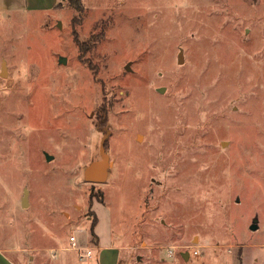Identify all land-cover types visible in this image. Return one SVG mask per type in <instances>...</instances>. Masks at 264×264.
Masks as SVG:
<instances>
[{
	"label": "rangeland",
	"instance_id": "374dc122",
	"mask_svg": "<svg viewBox=\"0 0 264 264\" xmlns=\"http://www.w3.org/2000/svg\"><path fill=\"white\" fill-rule=\"evenodd\" d=\"M81 5L0 9V248L87 264L70 236L86 248L113 231L135 247L126 264L259 256L264 0ZM102 143L108 177L89 183Z\"/></svg>",
	"mask_w": 264,
	"mask_h": 264
},
{
	"label": "crops",
	"instance_id": "0c3cea01",
	"mask_svg": "<svg viewBox=\"0 0 264 264\" xmlns=\"http://www.w3.org/2000/svg\"><path fill=\"white\" fill-rule=\"evenodd\" d=\"M58 0H0V9L7 12H22L27 10L49 13L55 11ZM113 240L101 244L100 238L94 239V245L86 244V247L94 248L93 256L87 264H124L129 261V253L134 250L133 245H127L124 233L111 231ZM71 237V236H70ZM96 240V242H95ZM70 249V248H69ZM245 249V248H243ZM12 250L0 248V264H20L12 256ZM128 253L126 254V252ZM248 251V250H247ZM247 253V252H246ZM243 251V264H264V245L259 256H249ZM251 252L249 251V254ZM30 264V263H29ZM126 264V263H125Z\"/></svg>",
	"mask_w": 264,
	"mask_h": 264
},
{
	"label": "water",
	"instance_id": "95a60500",
	"mask_svg": "<svg viewBox=\"0 0 264 264\" xmlns=\"http://www.w3.org/2000/svg\"><path fill=\"white\" fill-rule=\"evenodd\" d=\"M60 63H63V64L65 63L64 57H60ZM6 73H7L6 67H5V64H3L1 76L5 75ZM45 155L48 161H51L53 159L52 156H49L48 154H45ZM110 166L111 165L109 161V156L106 154L105 144L102 143L101 150H100V159L91 162L90 165L87 166L84 171L85 181L89 183H93V184H101L105 182L108 177V171H109ZM23 202L27 203V192H26ZM252 228L256 229L257 226L254 225ZM185 259H187V256L185 257Z\"/></svg>",
	"mask_w": 264,
	"mask_h": 264
},
{
	"label": "built area",
	"instance_id": "2783aa9c",
	"mask_svg": "<svg viewBox=\"0 0 264 264\" xmlns=\"http://www.w3.org/2000/svg\"><path fill=\"white\" fill-rule=\"evenodd\" d=\"M70 244H71L70 249L78 253L79 259L83 260L84 258H88V259L92 258L94 248L92 247L83 248L81 246H78L76 242V237L74 235L70 237ZM193 253L195 256L199 255V251L197 250H194Z\"/></svg>",
	"mask_w": 264,
	"mask_h": 264
},
{
	"label": "trees",
	"instance_id": "16d2710c",
	"mask_svg": "<svg viewBox=\"0 0 264 264\" xmlns=\"http://www.w3.org/2000/svg\"><path fill=\"white\" fill-rule=\"evenodd\" d=\"M70 1V4H71V6L75 9V11L76 12H78L80 15H82V5H81V0H69ZM79 18H81V17H79ZM76 41V43H77V45H78V47L82 50V52H83V50L85 49V46H84V44L83 43H81V42H79V40H75ZM83 54H81V56H82Z\"/></svg>",
	"mask_w": 264,
	"mask_h": 264
}]
</instances>
